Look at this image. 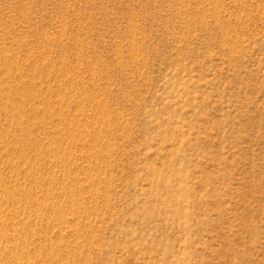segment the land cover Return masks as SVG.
<instances>
[{"label":"rangeland","instance_id":"374dc122","mask_svg":"<svg viewBox=\"0 0 264 264\" xmlns=\"http://www.w3.org/2000/svg\"><path fill=\"white\" fill-rule=\"evenodd\" d=\"M0 264H264V0H0Z\"/></svg>","mask_w":264,"mask_h":264}]
</instances>
